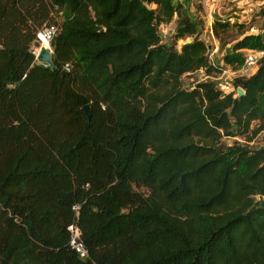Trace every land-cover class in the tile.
<instances>
[{"label": "trees", "instance_id": "16d2710c", "mask_svg": "<svg viewBox=\"0 0 264 264\" xmlns=\"http://www.w3.org/2000/svg\"><path fill=\"white\" fill-rule=\"evenodd\" d=\"M50 28L55 68L32 49ZM198 31L177 0H0V264H264V56L226 93L181 81L241 69L264 29L221 65Z\"/></svg>", "mask_w": 264, "mask_h": 264}, {"label": "rangeland", "instance_id": "374dc122", "mask_svg": "<svg viewBox=\"0 0 264 264\" xmlns=\"http://www.w3.org/2000/svg\"><path fill=\"white\" fill-rule=\"evenodd\" d=\"M181 1L186 11L190 13L199 23L198 38L202 39L206 43L207 47V56L208 59L214 63L221 65V57L224 53V50L232 43H234L242 32L245 34L248 33H257L253 31L251 27H257L258 29H264V1L263 0H252L251 2H242L243 12L239 14L232 13L234 10H237V7H233V3L229 6H223V10H220V0H177ZM216 4L215 7L213 5ZM218 5V6H217ZM251 6L252 11H247V7ZM154 7V6H151ZM233 7V8H232ZM226 8V9H225ZM227 8H230L227 10ZM226 11H225V10ZM56 21H61L63 19V13L55 14ZM219 18L225 19L229 23V29L226 34L220 33V37H225V43L220 47L219 37L214 35V32L210 31V25L212 26L213 21ZM176 26V17H174L171 22L160 24L158 26V32L161 38V42L170 44L174 40V31ZM43 34H40L41 36ZM46 38V37H45ZM48 40V38H46ZM192 39L191 37H186L185 39H179L176 41V47L179 50L180 46L187 40ZM37 44V45H36ZM43 45L42 41L35 43L32 46V49L35 53L39 50V47ZM49 46V40L48 45ZM253 70L241 71V70H232L229 66H224V69L220 73L221 79L219 81H231L232 79L239 76H249L252 74ZM202 73L195 72L190 75H185L182 78V87L186 89H191L193 85L197 82L202 81ZM218 82V81H215ZM233 139L222 138V142L230 144ZM242 138L238 137L239 141H242ZM250 145L254 147H263L264 146V130L259 132L250 142ZM259 199V198H257ZM259 203L264 202V197L259 200Z\"/></svg>", "mask_w": 264, "mask_h": 264}, {"label": "built area", "instance_id": "2783aa9c", "mask_svg": "<svg viewBox=\"0 0 264 264\" xmlns=\"http://www.w3.org/2000/svg\"><path fill=\"white\" fill-rule=\"evenodd\" d=\"M222 3L224 4H231L232 2L236 1L238 2L239 0H220ZM252 1V0H251ZM247 11H252V7L248 6ZM220 22H227L225 19L223 18H219L218 19ZM251 29H253V31H256L257 33L261 31V29H258L257 27H251ZM210 31L212 32V26L210 25ZM55 32L54 28H50V29H44L43 31L39 32L37 34V38L40 40V34H43L44 37L48 38V40L50 39V37L53 35V33ZM256 34V33H254ZM264 56V50L260 49H245L243 51V57H244V63L243 66L241 67V71H248V70H253L252 73L255 71V69L258 66V62L259 60ZM65 70H68V67L66 65ZM195 72H200L202 73V77L203 80L202 81H206V80H210V81H218L216 82V87H218L220 90H222L223 92H229L233 89V86L231 84V81H219L221 79L220 75L212 73V74H207L205 72L204 69H198ZM195 72H187L185 74L182 75L181 79L185 76V75H190L193 74ZM68 229L71 232V240H70V245L71 247L78 253V255L80 257H86L87 253L85 248L82 245V242L79 239V235H78V231L77 229L70 225L68 227Z\"/></svg>", "mask_w": 264, "mask_h": 264}, {"label": "water", "instance_id": "95a60500", "mask_svg": "<svg viewBox=\"0 0 264 264\" xmlns=\"http://www.w3.org/2000/svg\"><path fill=\"white\" fill-rule=\"evenodd\" d=\"M189 42H191V40L187 39L184 43H189ZM35 54H36V60L39 63L44 64L46 66H50L52 68H55V65H54L53 59H52V49L50 47V44H49V46H46V47L41 45L39 47V50ZM67 73H68L67 70H61L62 75H67ZM244 93H245V91L240 86H238L236 88V96L237 97L242 96ZM82 110H83L84 114L86 115V117L88 119H90L91 118L90 105L89 104L83 105Z\"/></svg>", "mask_w": 264, "mask_h": 264}, {"label": "crops", "instance_id": "0c3cea01", "mask_svg": "<svg viewBox=\"0 0 264 264\" xmlns=\"http://www.w3.org/2000/svg\"><path fill=\"white\" fill-rule=\"evenodd\" d=\"M263 1H264V0H263ZM242 2H243V3H244V2H247V3H248V2H251V0H239L238 2H236V1L232 2V3H233V7H235V6L237 7V10H236V11L234 10L232 13H234V14L237 15V14L243 12V9H242V5H243V3H242ZM232 3H231V4H232ZM219 5H220V6H219V7H220V10H223V8H224L223 6L226 7V6H229L230 4H224V3H222V2L220 1V4H219ZM222 5H223V6H222ZM215 6H216V4L213 5V7H215ZM217 6H218V5H217ZM233 7H232V8H233ZM225 9H226V8H225ZM225 9H224V10H225ZM229 9H230V8H227V10H229ZM225 11H226V10H225ZM256 69H257V68H256ZM256 69H255V71H256ZM255 71H254V72H255ZM254 72H253V73H254Z\"/></svg>", "mask_w": 264, "mask_h": 264}, {"label": "bare ground", "instance_id": "6f19581e", "mask_svg": "<svg viewBox=\"0 0 264 264\" xmlns=\"http://www.w3.org/2000/svg\"><path fill=\"white\" fill-rule=\"evenodd\" d=\"M40 40L42 41V46L46 47L48 45V40L43 35L40 36Z\"/></svg>", "mask_w": 264, "mask_h": 264}]
</instances>
